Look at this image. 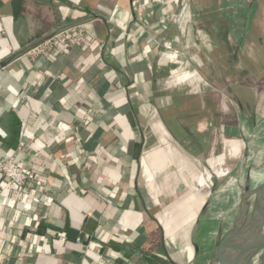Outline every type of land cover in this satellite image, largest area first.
Returning a JSON list of instances; mask_svg holds the SVG:
<instances>
[{"label":"crops","instance_id":"1","mask_svg":"<svg viewBox=\"0 0 264 264\" xmlns=\"http://www.w3.org/2000/svg\"><path fill=\"white\" fill-rule=\"evenodd\" d=\"M233 3L0 0V161L50 183L0 176V264H200L198 223L244 156V90L218 71ZM77 23L81 43L26 53Z\"/></svg>","mask_w":264,"mask_h":264},{"label":"rangeland","instance_id":"2","mask_svg":"<svg viewBox=\"0 0 264 264\" xmlns=\"http://www.w3.org/2000/svg\"><path fill=\"white\" fill-rule=\"evenodd\" d=\"M229 11L235 15L232 27L229 28V39L227 38L230 47L228 53H222L219 57L220 68L218 71H227L224 68L225 60L235 64L234 79L235 82H238L235 92L239 93L241 89L244 90L245 99L243 100L249 110L247 117L244 118L245 129L241 130L244 140V156L230 180L224 185L220 183L216 194L233 183L241 163L244 162L242 166L246 171L249 170L251 160L257 153L256 148L264 142V0H234L233 8H229ZM251 141L253 144L250 148ZM244 180H247V177H244ZM231 203L232 198L228 202L216 203L214 218L200 219L194 239L198 245H202L200 264H210L216 242L228 226L229 220L228 217L227 219L225 217ZM263 257L264 250L256 255L251 263H256Z\"/></svg>","mask_w":264,"mask_h":264},{"label":"bare ground","instance_id":"3","mask_svg":"<svg viewBox=\"0 0 264 264\" xmlns=\"http://www.w3.org/2000/svg\"><path fill=\"white\" fill-rule=\"evenodd\" d=\"M252 144L253 141L249 143L250 148ZM256 149L257 153L251 160L249 170L246 171L242 166L244 162L241 163L233 183L214 197L215 201L221 203L228 202L232 198V203L225 217L226 219L228 217V220L231 219L237 209L244 191L255 190L258 193L264 191V142ZM244 177H247V180H244ZM262 250H264V201H259L255 195L247 194L237 215L232 264H245L250 257L255 254L258 255ZM222 258V251L214 253L211 264H221Z\"/></svg>","mask_w":264,"mask_h":264},{"label":"built area","instance_id":"4","mask_svg":"<svg viewBox=\"0 0 264 264\" xmlns=\"http://www.w3.org/2000/svg\"><path fill=\"white\" fill-rule=\"evenodd\" d=\"M185 10L186 6L183 5L178 14V18L184 15ZM85 33V23H77L59 28L41 42L30 47L26 53L35 57L37 55H49L51 52L68 49L75 44L81 43ZM0 176L14 187L22 189L29 187L42 193H46V188L50 184L45 175L28 169L27 163L15 159L14 155L0 161Z\"/></svg>","mask_w":264,"mask_h":264},{"label":"water","instance_id":"5","mask_svg":"<svg viewBox=\"0 0 264 264\" xmlns=\"http://www.w3.org/2000/svg\"><path fill=\"white\" fill-rule=\"evenodd\" d=\"M4 64H5L4 61L1 62L0 63V67H2ZM247 194L255 195V197L259 201H264V191L262 193H258L255 190H253V191L252 190L244 191L243 195L241 196V198L239 200L237 209L235 210V212L233 213L231 219L228 222V226L226 227V229L224 230L222 235L217 240L216 245H215V247L213 249V254L214 253H218L220 251L223 252V258L221 260V264H232L233 239H234V234H235V230H236L237 215H238L239 210L242 208V206L244 204L245 196ZM194 248H195V251L198 252L199 247H198V245L196 243L194 244ZM255 255L250 257V259L245 264H252L251 261L255 257ZM212 257H213V255L211 256V260H212ZM173 264H175V263H173ZM210 264H211V262H210ZM253 264H264V257L261 260L257 261L256 263H253Z\"/></svg>","mask_w":264,"mask_h":264},{"label":"trees","instance_id":"6","mask_svg":"<svg viewBox=\"0 0 264 264\" xmlns=\"http://www.w3.org/2000/svg\"><path fill=\"white\" fill-rule=\"evenodd\" d=\"M11 130L13 132L12 137H15L14 133L17 131V122L14 119L11 120Z\"/></svg>","mask_w":264,"mask_h":264}]
</instances>
